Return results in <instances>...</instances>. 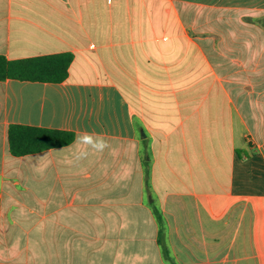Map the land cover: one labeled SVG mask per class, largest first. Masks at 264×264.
<instances>
[{
	"label": "crops",
	"instance_id": "0c3cea01",
	"mask_svg": "<svg viewBox=\"0 0 264 264\" xmlns=\"http://www.w3.org/2000/svg\"><path fill=\"white\" fill-rule=\"evenodd\" d=\"M181 7L219 56L214 23L264 16V0H0V54H74L62 82L0 80V264H264V29L225 43L231 61L198 44L168 78L154 56L193 38ZM13 123L110 149L15 156Z\"/></svg>",
	"mask_w": 264,
	"mask_h": 264
},
{
	"label": "trees",
	"instance_id": "16d2710c",
	"mask_svg": "<svg viewBox=\"0 0 264 264\" xmlns=\"http://www.w3.org/2000/svg\"><path fill=\"white\" fill-rule=\"evenodd\" d=\"M182 8L185 26L188 27L191 36L173 39L169 45L168 52L164 53L163 58L155 54L154 60H164L170 63L168 78H178L177 69L172 68V64H185L193 61L194 53L198 51L199 45L202 46L201 61L203 64L218 61H231L234 57L241 58L243 55L239 52H228L224 47L225 43H230L239 48L245 44H252L255 38L250 37L251 32H256L259 28L264 29L263 17H249V20L242 22L241 20L221 21L214 23L216 27L221 26L222 30H226V37L223 41L222 50L227 55L219 56V53L214 51L216 40L213 38H196L194 32V25H202L198 29L210 28V23L194 22L193 14H189L184 7ZM193 7H191L192 10ZM190 10V9H189ZM188 10V11H189ZM250 34V35H249ZM195 37V38H194ZM189 47L188 52L184 53L181 48ZM74 60L72 52H59L53 54H46L40 56H32L21 59H9L6 55L0 54V80L7 78H16L21 80L33 81H51L62 82L69 77L71 64ZM166 73V70H164ZM185 76L188 73L185 71ZM166 77V74L164 75ZM76 138V133L64 129L47 128L35 125H27L20 123H13L9 127V143L11 153L15 156H24L50 148L60 147L72 143Z\"/></svg>",
	"mask_w": 264,
	"mask_h": 264
},
{
	"label": "clouds",
	"instance_id": "9594fccd",
	"mask_svg": "<svg viewBox=\"0 0 264 264\" xmlns=\"http://www.w3.org/2000/svg\"><path fill=\"white\" fill-rule=\"evenodd\" d=\"M75 143L82 146L75 154L77 160L85 159L91 153H103L105 150L110 149L109 143L99 133L95 132H84L77 135Z\"/></svg>",
	"mask_w": 264,
	"mask_h": 264
}]
</instances>
